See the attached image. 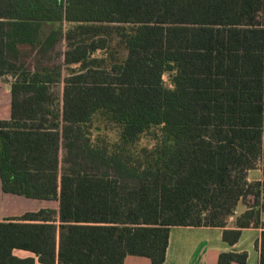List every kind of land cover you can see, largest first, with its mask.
I'll list each match as a JSON object with an SVG mask.
<instances>
[{
  "label": "trees",
  "instance_id": "obj_1",
  "mask_svg": "<svg viewBox=\"0 0 264 264\" xmlns=\"http://www.w3.org/2000/svg\"><path fill=\"white\" fill-rule=\"evenodd\" d=\"M6 76L2 190L59 206L0 222V264L36 263L16 249L42 264H164L172 227L222 228L231 246L264 228V180H249L264 170V0H0ZM145 132L159 142L137 156ZM233 262L248 253H221Z\"/></svg>",
  "mask_w": 264,
  "mask_h": 264
},
{
  "label": "crops",
  "instance_id": "obj_2",
  "mask_svg": "<svg viewBox=\"0 0 264 264\" xmlns=\"http://www.w3.org/2000/svg\"><path fill=\"white\" fill-rule=\"evenodd\" d=\"M1 85L6 86L5 96L7 97L8 95L6 104L10 103L11 105V82L5 83L0 80V87H2ZM2 98L3 97L0 94V120H8L11 117V109L8 107H3ZM256 171H260V168L250 173ZM262 171L264 172L263 168ZM257 180L263 181L260 178ZM0 186V197L2 204L5 203V200L9 201L10 198H7L8 195L17 196L3 192L1 183ZM21 198L37 201L36 207L22 212H2L0 213V222L8 218L19 217L27 212H36L44 208L58 209L59 206L57 201L35 200L25 197ZM248 207L249 206H246L244 210L235 212V216H233L234 222H228L229 228H236V218L239 217L246 209H248ZM261 218L264 222V211H262ZM263 230L264 228H254L252 226L249 228H244L242 229V235L238 243L231 246L223 240L222 228L182 226L172 227L164 264H219V257L221 253L230 251L247 252L248 264H259L261 252V235ZM14 255L22 259L33 257L36 261L35 264H42L38 261L37 257L29 251L16 249L14 250ZM124 264H152V262L147 257L130 255L125 259ZM232 264L240 263L233 262Z\"/></svg>",
  "mask_w": 264,
  "mask_h": 264
},
{
  "label": "rangeland",
  "instance_id": "obj_3",
  "mask_svg": "<svg viewBox=\"0 0 264 264\" xmlns=\"http://www.w3.org/2000/svg\"><path fill=\"white\" fill-rule=\"evenodd\" d=\"M64 51V47H62V52ZM63 59H60V61H62ZM0 80L2 82H12L13 81V77L11 76H6L3 78H0ZM2 87H0V94L3 97L2 98V105L3 107H8L9 109H11V105L6 104L7 102V97L5 96V90H6V86L5 85H1ZM61 89L63 88L62 86L60 87ZM5 96V97H4ZM258 168H260V171H256L253 173H249V179L251 181L253 180H257V179H262L264 180V172L262 171V166L260 165ZM1 183V182H0ZM0 190H1V186H0ZM1 192V191H0ZM7 198H10L9 201L5 200V203L2 204V200L0 197V213L4 212H22V211H26L29 209H32L33 207H36L37 201H33V200H27L21 197H17V196H11L8 195ZM254 197L253 196H249L247 198L246 201H243L239 204V206L237 207L236 211L239 212L241 210H244L246 208V206H253L254 205ZM261 204L264 205V195L261 198ZM235 216V215H234ZM229 223L234 222V219L229 218L228 220Z\"/></svg>",
  "mask_w": 264,
  "mask_h": 264
},
{
  "label": "clouds",
  "instance_id": "obj_4",
  "mask_svg": "<svg viewBox=\"0 0 264 264\" xmlns=\"http://www.w3.org/2000/svg\"><path fill=\"white\" fill-rule=\"evenodd\" d=\"M166 86L169 89H172L174 85L171 82H167ZM93 119L98 123L102 124L104 123L101 121L98 117V115H94ZM163 125H160L159 128H153L151 129L152 132H155L157 136L162 137L163 133L160 131V128H162ZM122 129L119 128L116 125H112L111 127L107 128V130L103 133V138L106 140L107 143L109 144H116L120 140V134H121ZM93 143H95V138L93 137ZM159 141L157 139H154L152 135H150L148 132L142 133L139 136L138 141L136 142V152L135 155L140 154V150L142 149H154L155 146L157 145Z\"/></svg>",
  "mask_w": 264,
  "mask_h": 264
},
{
  "label": "built area",
  "instance_id": "obj_5",
  "mask_svg": "<svg viewBox=\"0 0 264 264\" xmlns=\"http://www.w3.org/2000/svg\"><path fill=\"white\" fill-rule=\"evenodd\" d=\"M231 219H233V217H231Z\"/></svg>",
  "mask_w": 264,
  "mask_h": 264
}]
</instances>
